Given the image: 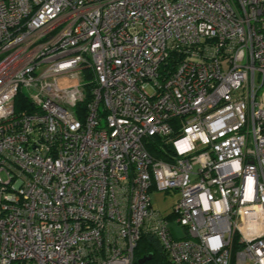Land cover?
Returning <instances> with one entry per match:
<instances>
[{
  "label": "built area",
  "instance_id": "2783aa9c",
  "mask_svg": "<svg viewBox=\"0 0 264 264\" xmlns=\"http://www.w3.org/2000/svg\"><path fill=\"white\" fill-rule=\"evenodd\" d=\"M144 235L264 264V0H0V264H136Z\"/></svg>",
  "mask_w": 264,
  "mask_h": 264
},
{
  "label": "trees",
  "instance_id": "16d2710c",
  "mask_svg": "<svg viewBox=\"0 0 264 264\" xmlns=\"http://www.w3.org/2000/svg\"><path fill=\"white\" fill-rule=\"evenodd\" d=\"M165 143L161 138L153 139L152 143L148 145V151L157 159L167 161L169 158V148L162 149ZM152 255V259L146 264H171L167 259L160 243L151 235H144L139 243L136 251V259H142L146 256ZM136 260V264H137Z\"/></svg>",
  "mask_w": 264,
  "mask_h": 264
},
{
  "label": "rangeland",
  "instance_id": "374dc122",
  "mask_svg": "<svg viewBox=\"0 0 264 264\" xmlns=\"http://www.w3.org/2000/svg\"><path fill=\"white\" fill-rule=\"evenodd\" d=\"M64 83V82H60ZM71 83L65 84V86H69ZM74 82H72V86ZM64 86V85H63ZM27 91V90H26ZM5 179V176L3 175ZM179 199V194L177 192L174 193H158L153 192L152 194V204L154 208L160 211L163 216L167 217L170 222V227L172 229V233L175 239H182L185 237V230L180 225L177 224L175 218L171 217V213L173 212L175 206L177 205Z\"/></svg>",
  "mask_w": 264,
  "mask_h": 264
},
{
  "label": "water",
  "instance_id": "95a60500",
  "mask_svg": "<svg viewBox=\"0 0 264 264\" xmlns=\"http://www.w3.org/2000/svg\"><path fill=\"white\" fill-rule=\"evenodd\" d=\"M152 259V255L150 256H146L144 258H142L141 260L138 261V264H146L147 262H149Z\"/></svg>",
  "mask_w": 264,
  "mask_h": 264
}]
</instances>
